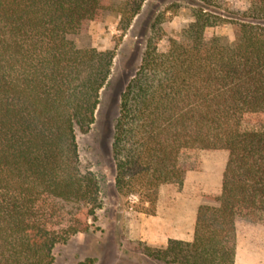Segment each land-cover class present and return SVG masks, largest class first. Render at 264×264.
I'll use <instances>...</instances> for the list:
<instances>
[{"label": "trees", "instance_id": "trees-1", "mask_svg": "<svg viewBox=\"0 0 264 264\" xmlns=\"http://www.w3.org/2000/svg\"><path fill=\"white\" fill-rule=\"evenodd\" d=\"M216 1H194L200 10L180 39L144 55L115 126L116 189L138 196L152 209L145 214H155L161 186L183 185L197 169L199 152L229 154L194 240L145 247L164 264H235L238 221L264 224V0L232 22V43L206 35ZM131 5L0 0V264H54L55 246L87 233L102 208L76 134L95 121L115 52L71 37L109 12L137 14Z\"/></svg>", "mask_w": 264, "mask_h": 264}, {"label": "rangeland", "instance_id": "rangeland-1", "mask_svg": "<svg viewBox=\"0 0 264 264\" xmlns=\"http://www.w3.org/2000/svg\"><path fill=\"white\" fill-rule=\"evenodd\" d=\"M119 1H131L130 10L137 14L109 12L103 21H92L86 34L71 37L80 48L114 51L115 57L111 74L100 91L94 123L87 133L76 134L80 169L97 177L102 208L90 219L91 229L87 233H79L55 246L54 264H150L145 257L146 245L136 239V230L142 213L152 209L138 196L116 189L112 153L115 126L122 93L142 66L144 55L149 50L167 52L171 41L179 40L184 29L195 21L200 7L194 1L200 4V0ZM249 7L250 0H217L208 13L218 22L206 29L207 37L219 36L232 43V22ZM228 155L225 150L199 152L197 169L185 177L187 193H198L202 198L220 194ZM183 187L184 183L161 186L158 201L162 199L164 204L171 201ZM238 224L244 237L252 235L253 229L264 231L262 223L240 220Z\"/></svg>", "mask_w": 264, "mask_h": 264}, {"label": "crops", "instance_id": "crops-1", "mask_svg": "<svg viewBox=\"0 0 264 264\" xmlns=\"http://www.w3.org/2000/svg\"><path fill=\"white\" fill-rule=\"evenodd\" d=\"M187 180L184 187L171 201L157 203L153 215L142 213L139 217L136 239L153 248H166L171 241L192 242L195 237L197 215L203 203L198 193H187ZM237 250L235 264H264V231L250 230L252 235L242 236L237 224ZM145 255V254H144ZM150 264H164L145 255Z\"/></svg>", "mask_w": 264, "mask_h": 264}]
</instances>
